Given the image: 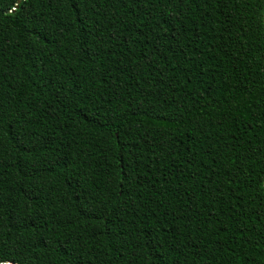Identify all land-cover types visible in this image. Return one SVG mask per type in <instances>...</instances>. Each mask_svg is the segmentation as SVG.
Returning a JSON list of instances; mask_svg holds the SVG:
<instances>
[{
  "label": "trees",
  "instance_id": "trees-1",
  "mask_svg": "<svg viewBox=\"0 0 264 264\" xmlns=\"http://www.w3.org/2000/svg\"><path fill=\"white\" fill-rule=\"evenodd\" d=\"M264 264V0H0V264Z\"/></svg>",
  "mask_w": 264,
  "mask_h": 264
},
{
  "label": "water",
  "instance_id": "water-1",
  "mask_svg": "<svg viewBox=\"0 0 264 264\" xmlns=\"http://www.w3.org/2000/svg\"><path fill=\"white\" fill-rule=\"evenodd\" d=\"M10 264H13V263H10Z\"/></svg>",
  "mask_w": 264,
  "mask_h": 264
}]
</instances>
